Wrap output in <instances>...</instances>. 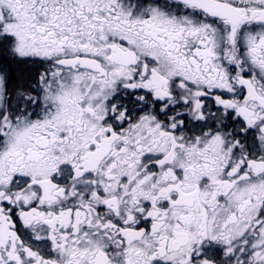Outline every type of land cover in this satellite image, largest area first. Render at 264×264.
I'll use <instances>...</instances> for the list:
<instances>
[{"label": "snow or ice", "instance_id": "snow-or-ice-1", "mask_svg": "<svg viewBox=\"0 0 264 264\" xmlns=\"http://www.w3.org/2000/svg\"><path fill=\"white\" fill-rule=\"evenodd\" d=\"M0 264H264V0H0Z\"/></svg>", "mask_w": 264, "mask_h": 264}, {"label": "flooded vegetation", "instance_id": "flooded-vegetation-1", "mask_svg": "<svg viewBox=\"0 0 264 264\" xmlns=\"http://www.w3.org/2000/svg\"><path fill=\"white\" fill-rule=\"evenodd\" d=\"M19 68H20L23 72H25V74L22 76V78H26L27 76H29V75L34 71V69H29V68H27V67L24 66V65H21Z\"/></svg>", "mask_w": 264, "mask_h": 264}, {"label": "trees", "instance_id": "trees-1", "mask_svg": "<svg viewBox=\"0 0 264 264\" xmlns=\"http://www.w3.org/2000/svg\"><path fill=\"white\" fill-rule=\"evenodd\" d=\"M17 71V74H25V72H23L20 68L16 70Z\"/></svg>", "mask_w": 264, "mask_h": 264}]
</instances>
